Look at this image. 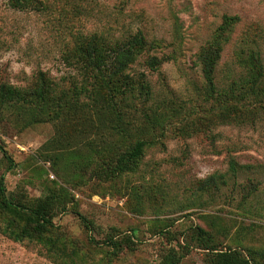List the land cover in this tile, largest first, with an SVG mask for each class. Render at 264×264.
<instances>
[{
  "label": "rangeland",
  "instance_id": "obj_1",
  "mask_svg": "<svg viewBox=\"0 0 264 264\" xmlns=\"http://www.w3.org/2000/svg\"><path fill=\"white\" fill-rule=\"evenodd\" d=\"M37 1V7L18 9L0 0V83L24 94L43 71L57 93L71 94L81 84L76 51L86 38L140 31L161 63L150 70L141 54L127 67L134 80L143 74L149 93L135 91L130 98L133 108L125 118L130 136L114 143L119 150L142 137L150 144L134 170L104 180L97 172L114 157V151L98 152L112 136L108 118L97 121L86 109L57 116L50 105L36 115L25 102L5 106L0 101L5 196L26 206L50 193L58 196L53 226L46 232L56 253L34 240L16 242L0 233V264L69 259L74 264H161L168 250L180 256L178 264H210L200 229L245 255L248 248H264V118L244 107L222 118V109H233L232 101L208 98L197 59L226 16L230 21L221 30L215 82L226 90L233 80L244 79L236 60L255 46L264 60V0ZM258 85L264 90V77ZM64 100L69 104L73 97ZM141 122L144 132L137 129ZM229 156L250 167L236 176L227 173L224 189L201 190L206 177L227 170ZM248 179L259 182V190L243 204L230 188L234 180ZM242 207L259 211L246 215ZM6 220L0 214V228ZM110 233L129 237L131 247L110 254L103 242Z\"/></svg>",
  "mask_w": 264,
  "mask_h": 264
},
{
  "label": "trees",
  "instance_id": "obj_2",
  "mask_svg": "<svg viewBox=\"0 0 264 264\" xmlns=\"http://www.w3.org/2000/svg\"><path fill=\"white\" fill-rule=\"evenodd\" d=\"M8 2L12 7L18 9L34 8L39 3L37 0H8ZM229 19L224 17L214 38L197 53L206 95L208 98L218 101L221 97L232 101L233 109H222V118H225L229 111L236 115L241 107L249 108V113L252 109H257L261 118H264V90H259V85L257 86L258 81L264 77V60L261 58L258 47L248 49L245 59L236 60L246 73L244 79L233 80L232 86L230 85L226 90L219 89L216 85L214 71L221 52V30L228 24ZM152 47L153 45L145 40L140 31L107 39L92 35L77 48L78 60L76 62L82 77L80 86H75L71 94H67L68 90L60 94L57 93L50 78L43 71H38L33 87L30 90H25L24 94L20 89L1 82L0 101L5 106L13 105L19 101L25 102V107L33 106V113L36 115H40L41 110L50 105L56 107L57 116L70 111L74 113L86 109L97 121H100L102 117V120L108 118L107 128L112 130V136L109 137L110 142H102L101 150L98 152L109 151L111 153L114 151L112 152L114 157L110 159L109 164L102 166L97 174L99 178L104 177V180L118 178L123 172L134 170L136 160L143 154L145 147L150 144L149 140L142 137L136 139L125 150H119L120 145L114 142H116V137L126 139L130 136L129 123L125 122L127 110L133 108L130 98L136 97L135 91L144 95L149 93V84L143 78V74L139 73V80H134L129 75L127 67L138 56L144 54L145 66L150 70H156L160 66L161 60L152 53ZM79 94H83L85 98L82 99ZM70 95L73 100L67 104L64 99ZM243 121L242 117L237 122ZM137 129L144 132L145 124L141 122ZM0 150L3 151L1 146ZM249 167V164H239L235 157L229 156L227 170L224 173H212L206 177L202 181L200 189L205 190L211 187L215 190L224 189L228 184L227 173L236 176L240 169ZM258 190L259 182H253L250 179L243 183L234 180L230 188L232 194L240 196L243 204L255 198ZM57 198L56 194L50 193L44 198L38 199L31 206H26L18 199L11 200L5 196L3 175L1 174L0 214L5 215L7 220L0 228V233L16 242L34 240L44 246L48 252H55V244L46 232L53 226L52 213ZM239 203L240 201L237 207ZM242 209L246 215H256L259 211L251 212L248 207H242ZM81 221L90 228L91 222L88 219L81 216ZM198 239L208 252L210 264H264V248H248L245 255L236 246H221L214 235L202 229H200ZM103 242L110 247L112 255L124 248H130L132 245L129 237L116 239L111 233ZM179 260L180 256L174 250H168L161 258V264H178ZM61 263L74 264L75 262L69 259L63 260Z\"/></svg>",
  "mask_w": 264,
  "mask_h": 264
}]
</instances>
